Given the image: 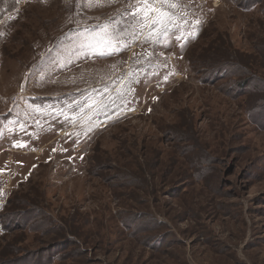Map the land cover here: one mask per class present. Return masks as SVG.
<instances>
[{
	"label": "rangeland",
	"instance_id": "1",
	"mask_svg": "<svg viewBox=\"0 0 264 264\" xmlns=\"http://www.w3.org/2000/svg\"><path fill=\"white\" fill-rule=\"evenodd\" d=\"M254 1L180 0L185 32L200 22L183 48L145 31L104 57L81 44L108 23L131 32L130 0H20L3 17L0 205L19 216L0 257L10 244L17 264H264ZM37 212L42 233L24 230Z\"/></svg>",
	"mask_w": 264,
	"mask_h": 264
},
{
	"label": "snow or ice",
	"instance_id": "2",
	"mask_svg": "<svg viewBox=\"0 0 264 264\" xmlns=\"http://www.w3.org/2000/svg\"><path fill=\"white\" fill-rule=\"evenodd\" d=\"M103 2L104 0H89L87 6L89 8L103 6ZM112 2L113 0H107V3ZM180 7V0H130L126 19L128 28L132 31L121 29L117 32L112 23L100 26L98 31L85 38L84 43L81 44V48L86 50L83 54L101 57L115 55L128 46L129 42L124 40L125 35H131L133 39H137L145 31L147 32L146 40L156 42L161 35L175 36L176 41L183 48L190 39L195 38L200 22L198 20L195 22L194 31L185 32L184 26L176 22L181 19L176 15V9ZM115 23L119 25L120 21ZM80 111H83L82 107ZM14 146L23 147L24 145Z\"/></svg>",
	"mask_w": 264,
	"mask_h": 264
},
{
	"label": "trees",
	"instance_id": "3",
	"mask_svg": "<svg viewBox=\"0 0 264 264\" xmlns=\"http://www.w3.org/2000/svg\"><path fill=\"white\" fill-rule=\"evenodd\" d=\"M20 0H0V21L3 19V17L10 12H13L18 7V2ZM248 1V0H247ZM259 0H255L253 4H259ZM25 200V196H19L17 200L14 202L16 205L22 204ZM3 201V200H2ZM4 205H0V234H8L11 231L12 224H15L17 222L16 218H18V212L13 214H5L4 212L7 210V205L9 203V200H4ZM15 210V209H14ZM39 213L41 210H38ZM37 212V216L29 218L28 221H26L25 217H23V222L21 220V225L24 230H30L31 232L39 233L43 230L42 224L49 219L45 214H39ZM20 221V220H19ZM47 225L48 223H44V225ZM10 247V252H7V256H1L0 259H14L17 256H19L22 252L19 249H15L12 245L6 244L4 249H7ZM20 251V252H19ZM24 256V254L20 255V257ZM0 264H17V260H15V263L11 262L13 260H1Z\"/></svg>",
	"mask_w": 264,
	"mask_h": 264
}]
</instances>
